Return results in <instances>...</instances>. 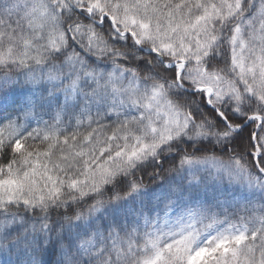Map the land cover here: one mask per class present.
Instances as JSON below:
<instances>
[{"label":"snow or ice","instance_id":"6c2138e0","mask_svg":"<svg viewBox=\"0 0 264 264\" xmlns=\"http://www.w3.org/2000/svg\"><path fill=\"white\" fill-rule=\"evenodd\" d=\"M0 264H264V0H0Z\"/></svg>","mask_w":264,"mask_h":264}]
</instances>
